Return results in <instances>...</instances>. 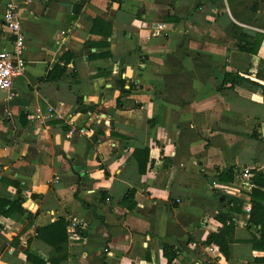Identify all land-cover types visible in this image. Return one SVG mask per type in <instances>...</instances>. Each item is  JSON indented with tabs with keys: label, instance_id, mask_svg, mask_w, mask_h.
Here are the masks:
<instances>
[{
	"label": "crops",
	"instance_id": "1",
	"mask_svg": "<svg viewBox=\"0 0 264 264\" xmlns=\"http://www.w3.org/2000/svg\"><path fill=\"white\" fill-rule=\"evenodd\" d=\"M15 2L26 64L10 96L29 104L0 105V198L24 202L0 215V264H34L26 248L46 261L37 228L58 218L60 264H258L245 207L250 171L264 173L262 90L219 88L226 72L264 85V0H87L77 11L81 0ZM4 13L0 0V50L14 38ZM231 23L263 35L256 55L237 49ZM66 53L64 75L45 80ZM227 168L233 182L215 181ZM222 194L242 199L244 213L232 219ZM220 213L236 221L229 259L205 243L224 227ZM161 244L177 257L168 262Z\"/></svg>",
	"mask_w": 264,
	"mask_h": 264
},
{
	"label": "trees",
	"instance_id": "2",
	"mask_svg": "<svg viewBox=\"0 0 264 264\" xmlns=\"http://www.w3.org/2000/svg\"><path fill=\"white\" fill-rule=\"evenodd\" d=\"M87 0H81L80 4H76L74 6V11L79 10L82 4ZM167 21L173 20L172 18H167ZM230 31V36L234 38L237 42V49L240 51H244L250 53L252 55H256L258 52L259 45L262 41V34L256 33L254 36L246 34L242 27L231 23L227 29ZM72 54L66 53L62 59H65V63L63 65L57 64L50 70V72L45 76V80L54 81L60 79L64 73L66 72V63L72 57ZM247 74V73H243ZM241 72H226L223 75L222 84L220 86V90L228 86V88H233L236 85H242L244 83H249L253 86H256L262 90V99L264 101V85H261L245 75ZM264 78V76H263ZM26 115H20V123L25 125L26 123ZM135 159L138 165L139 173L144 172L145 165L148 160V151L146 149L136 150ZM142 159V160H141ZM252 173V183L253 187L250 191V210L247 214L246 218V227L251 228L254 227L257 230V235L253 237L251 240L252 249L257 252H264V173L257 171H250ZM235 177V170L233 168H227L224 170H218L215 181L220 183H230L233 182ZM10 184L15 185L17 187L18 183L14 181H8ZM19 189V188H18ZM134 194L135 189H129L124 194L121 199V204L127 209L132 210L135 207L134 202ZM224 197V202L229 205L228 214L233 217L232 212L237 214L244 213V202L242 199L235 196H228L222 194ZM24 202L23 197L18 195L14 200H6L0 198V215H9L12 212H22L21 204ZM220 220L224 222V227L216 232H211L205 240V243L208 245H214L218 248L220 253L226 258L230 257V243L232 239L233 226L236 221L229 220L228 222L221 217ZM67 221L64 218H58L56 221L51 223L48 226L37 228V236L51 246V251L49 253V257L46 261L36 257L32 253L29 252V249H25L26 259L29 262L34 264H45L46 262L49 264H60L62 261L67 259L68 250H67V230H66ZM78 230V229H77ZM80 235H83V232L78 231ZM161 249L164 257L168 262H171L174 258L177 257V251L174 248L167 244H161ZM254 262L258 264H264V256H254Z\"/></svg>",
	"mask_w": 264,
	"mask_h": 264
},
{
	"label": "built area",
	"instance_id": "3",
	"mask_svg": "<svg viewBox=\"0 0 264 264\" xmlns=\"http://www.w3.org/2000/svg\"><path fill=\"white\" fill-rule=\"evenodd\" d=\"M5 13L3 24L13 33V40L10 47L0 50V90L8 91L12 88L16 77L20 76L25 68L24 48L25 38L21 22L18 17V5L15 0H3ZM161 26L155 28V34L159 32ZM251 173L244 171L243 177L249 178ZM249 205L245 211H249Z\"/></svg>",
	"mask_w": 264,
	"mask_h": 264
},
{
	"label": "water",
	"instance_id": "4",
	"mask_svg": "<svg viewBox=\"0 0 264 264\" xmlns=\"http://www.w3.org/2000/svg\"><path fill=\"white\" fill-rule=\"evenodd\" d=\"M15 93L16 91L14 89H10L8 91L0 90V105H2L4 109H8L18 104L22 106H28L29 103L27 101H24L16 96L14 97L10 96V95H14ZM219 215L221 217L227 218L228 220L230 219L228 216L222 213H220Z\"/></svg>",
	"mask_w": 264,
	"mask_h": 264
}]
</instances>
